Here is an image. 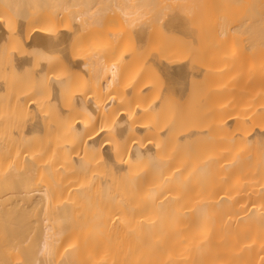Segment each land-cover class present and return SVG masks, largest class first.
I'll list each match as a JSON object with an SVG mask.
<instances>
[{
  "label": "bare ground",
  "instance_id": "1",
  "mask_svg": "<svg viewBox=\"0 0 264 264\" xmlns=\"http://www.w3.org/2000/svg\"><path fill=\"white\" fill-rule=\"evenodd\" d=\"M170 1H153L154 8L157 2L161 6L154 12L150 0H0V88H3L0 89V264H264V125H261L264 112H260L264 110V26L259 27L264 25V0H233L238 7L232 2L233 7H224V3L229 5L228 0L222 4V0H204L210 6L200 3L203 0H193L195 3L179 0L188 4L181 2L184 7L180 11V3ZM198 3L202 6L197 11L194 9ZM215 3L223 5V10L221 6L219 10L230 18L224 17V20L217 7L219 17L216 19L213 14L215 21H211L215 25L206 27L209 15L213 18L211 14L215 11L208 7L218 6ZM172 6L178 9L180 14H177H183L181 18L173 17L176 11L171 12ZM205 7L211 10L209 15L202 13ZM185 8L193 10L185 11L186 16L190 13L188 16L194 18L193 13L199 16L200 11L203 15H200L204 21L201 23L195 14L196 24H203L198 32L191 30L195 40L187 39L190 31L182 23L190 26L194 23L195 28L201 25L190 21L192 17L189 21L187 17L183 19L185 15L181 12ZM242 11L249 16L241 15ZM219 18L224 23L222 27ZM227 19H231L232 25L224 27L229 22ZM237 19L240 24L234 25L232 20ZM105 20L114 24L108 22L109 25ZM243 20L246 24L250 22L246 25ZM103 21L109 26L115 25L118 32L111 36L106 32L108 29L103 30ZM218 23L220 30L216 28ZM123 24L125 28H119ZM242 24L245 28L252 24L246 30L253 31L254 35L249 33L251 36L244 37L249 34L244 27L240 30ZM231 26L234 29L230 32ZM223 27L235 43H238L235 38L241 41V48L235 44L237 50L234 46L230 50L240 54L239 62L244 68L241 70L234 64L241 71L233 74L248 73L246 79L238 75V80L252 78V85L246 91L241 90L251 80L248 84L240 81L244 86L240 83L238 91L237 80L235 91L241 92L240 96L248 91L249 97H245L251 104V119L242 117L248 116L243 113L249 109L245 98L242 97L244 103L239 97L230 101L239 95L236 92L233 95V83L226 80V86L228 83L233 92L222 87L224 77L233 76L231 69L228 68L229 75L224 71L227 69L224 64L221 68L215 66L216 73L209 69L216 65L212 58L219 55H211L213 47L225 43L228 32L221 36ZM122 28H127L123 30L127 36H121ZM207 28L221 31L219 41L210 38L215 46L214 42H211L213 46L205 45L206 41L210 42L205 41V33L212 34L210 30L206 32ZM99 30L106 32V36L100 37L110 41L109 44L101 39L110 47L105 51L106 57L101 56L102 51L94 56L97 51L94 47L99 48V43L97 46L93 42L94 46L92 41L100 39ZM238 30H245V34L240 33L248 48L242 39L238 40L241 36ZM177 31L185 33L186 38ZM78 35L86 38L79 39L84 40L82 44L77 41ZM97 36L99 39H94ZM230 37L227 35V39ZM101 40L100 49H103ZM88 41L95 50L91 44L85 45ZM128 41L136 43L132 44L136 46L134 51L129 49L133 46L126 44ZM146 44L149 49H145ZM81 45L83 50L86 46L92 48L89 52L94 59L87 60L91 55L88 49L81 51ZM218 47L225 54L222 58L219 56L222 60L216 61L225 63L229 45L224 50ZM246 50L251 52L252 62L245 60L249 54ZM79 51L87 52L90 57L86 54L81 59ZM145 51L153 53L146 55ZM39 53H43V59ZM50 55L56 61H48ZM175 61L182 64L178 62L179 66H174ZM224 66L222 71L227 76L222 71L217 74ZM217 75L224 76L223 83ZM235 76L232 80L238 78ZM214 77L221 78L222 85ZM188 80L187 96L182 95L184 92L179 95L186 90L181 86ZM210 82L215 86L212 92L208 87H212ZM161 84L165 86L162 93ZM205 86L210 89L207 88L208 101ZM221 87L232 96L223 100ZM86 89L92 94L88 98L91 100L85 95L89 93ZM103 93L109 95L107 100ZM99 96L106 102L111 99L103 105ZM178 96L188 102L184 98L179 102ZM217 98L227 101L229 106L219 107L225 103L219 104L218 100L217 104L213 101ZM43 100L52 104L43 107ZM205 101L207 104L213 101L217 105L211 106H218L212 107L213 110L210 106L209 112L206 107L208 118ZM174 102L189 106L184 104L187 108L183 110L181 104L178 107ZM32 107L43 110L40 108L36 114L31 111ZM46 107L49 110H44ZM240 107L244 114L241 116ZM216 109L218 114L225 115L217 117L216 112L217 115L212 113ZM258 110L263 116L261 120ZM213 115L214 120L219 119L213 125L221 132H214L211 125L210 133H205L209 128L206 120ZM245 123L251 127V133L248 130L238 133L243 126L247 127ZM233 128L238 131L235 133ZM21 255L25 256L23 260L27 258L26 262Z\"/></svg>",
  "mask_w": 264,
  "mask_h": 264
},
{
  "label": "rangeland",
  "instance_id": "2",
  "mask_svg": "<svg viewBox=\"0 0 264 264\" xmlns=\"http://www.w3.org/2000/svg\"><path fill=\"white\" fill-rule=\"evenodd\" d=\"M93 1H94V0H93ZM150 1L153 3L152 5H153V8H154V7H155V6H154V3H156V2H153V1H157V0H153V1L150 0ZM169 1H170V0H169ZM185 1H186V0H185ZM185 1H184V2H185ZM188 1H189V0H188ZM191 1L193 2V0H191ZM195 1H197V0H195ZM200 1H201V0H200ZM200 1L198 0L197 2H200ZM207 1H209V0H207ZM207 1H204V0H203V1L200 2V3H202V4L204 3V4H205V2H206L205 5L210 6V5H209V2H207ZM212 1H213V2H218V0H217V1L212 0ZM212 1H210V2L212 3ZM234 1H235V0H234ZM158 2H160V1H158ZM158 2H157V4H158ZM170 2H171V3H174V2L177 3V2H178V3H180V5H181V2H182V1L179 2V0H178V1H177V0H175V1L172 0V1H170ZM184 2H182V3L185 4ZM222 2H223V0L220 1V4H222ZM224 2H225V1H224ZM226 2H227V1H226ZM231 2H232L233 4L236 3V2H233V0H228V3H227V4H229V5L225 6L226 3H224V7H228V6H229V7H233V4H232ZM144 3H145V1H144ZM171 3H170V5H171ZM178 3H177V4H178ZM193 3H195V2H193ZM207 3H208V4H207ZM211 3H210V4H211ZM157 4H155V5H156V8H158V6L160 5V3H159L158 5H157ZM167 4L169 5V3H167ZM186 4H187V3H186ZM186 4H185V5H186ZM191 4H192V3H191ZM198 4H199V3H198ZM212 4H213V6H214V3H212ZM217 4H218V6H216V7H214V8L211 6L212 8H211V7H210V8L208 7V9H211V10L214 9V10H215V8L218 7V9H216L217 12L220 11L221 9L223 10V8H222L223 5H220V6H221V9L219 10V7H220V6H219V3H215V5H217ZM152 5H151V6H152ZM165 5H166V4H165ZM170 5H169V6H170ZM174 5H175V4H174ZM180 5L178 6V7H179V8H178L179 11H180L181 8L184 7V5H181V7H180ZM194 5H195V4H193L192 6L194 7ZM196 5H197V4H196ZM196 5H195L196 8L194 7V8H195L194 10H196L198 6H200V7L202 6V5H200V4L197 5V6H196ZM235 5H236V4H235ZM176 6H177V5H176ZM186 6H188V4H187ZM192 6H191V7H192ZM236 6L238 7L239 5L237 4ZM160 7H161V6H159V9H160ZM172 7L175 8L174 6H172ZM172 7H170V8H172ZM189 7H190V6H189ZM189 7H187V8H189ZM191 7H190V9H193V8H191ZM203 7H204V5H203ZM206 7H207V6H206ZM206 7L204 8L205 10H206ZM156 8L153 9L154 12L159 10V9H156ZM170 8H168V11L171 10ZM173 8H172L171 12L173 11V12L175 13V11H176L177 8H175L174 10H173ZM198 8H199V7H198ZM239 8L241 9V6H240ZM155 9H156V10H155ZM169 9H170V10H169ZM178 9H177V10H178ZM204 9H203V12H202V13H203V14H204V13L207 14V12H208L207 15H209V13H210L211 10H208V11L206 10V12H205ZM226 9H228V8H226ZM229 9H230V8H229ZM237 9H238V8H237ZM237 9L234 8L233 10L237 11ZM188 10H189V9H188ZM199 10H201V8H200ZM216 10L214 11V13L211 14V16L213 17V16H214L213 14H215L216 19H218L219 14H221V16H223V15H222V14H223V11L221 10L222 13L219 12V14H218V13L216 14ZM241 10H242V9H241ZM168 11H167V12H168ZM182 11H184V12H181V13H184V15H185L186 8H185L184 10H182ZM197 11H198V9H197ZM197 11H196V12H197ZM239 11H240V10H239ZM186 12H193V10H192V11H186ZM200 12H201V11H200ZM200 12H199V14L202 15ZM224 12H225V14L227 13L226 10H224ZM230 12H231V10H229V13H230ZM165 13H166V11H165ZM169 13H170V12H169ZM177 13H179V12L176 11L175 14H172V13H170V14H172L173 17H174V16H178V15L180 14V13H179V14H177ZM231 13H233V12H231ZM235 13H236V12H235ZM242 13H244V11H242L240 14L242 15ZM156 14H157V12H156ZM166 14H168V13H166ZM170 14H169V15H170ZM187 14L189 15L190 13H187ZM193 14H194L193 16H194V18H195V14H196V16H197V13L194 12ZM199 14H198V15H199ZM205 14H204V15H205ZM233 14H234V13H233ZM240 14L238 13L239 16H240ZM244 14H245V13H244ZM172 15L169 16V17H171V19H174L175 17L172 18ZM181 15H183V14H181ZM181 15H179L178 18H181ZM188 15H187V16H186V15H185V16H182L183 19H184L185 17H187L186 19H187V21H189L190 18H191L192 16L189 17L191 14H190L189 16H188ZM200 15H199V16H200ZM217 15H218V16H217ZM230 15H231V14H230ZM234 15H235V14H234ZM234 15H233V16H234ZM246 15H248V14H245L244 16H246ZM199 16H197V18L200 19V20L198 19V20H199L198 22L203 23L204 21H203L202 17H201V16L199 17ZM202 16H203V15H202ZM233 16H231V19H232ZM236 16H237V14H236ZM239 16H238V17H239ZM244 16H243V17H244ZM248 16H249V15H248ZM166 17H167V16H166ZM224 17H226V16L224 15L223 18H224ZM227 17H228V16H227ZM227 17H226V18H227ZM234 17H235V16H234ZM234 17H233V18H234ZM238 17H237V18H238ZM241 17H242V16H241ZM167 18H168V17H167ZM176 18H177V17H176ZM176 18H175V19H176ZM194 18L192 17V19H191L190 21L195 22L196 20H195ZM197 18H196V19H197ZM209 18H210L211 20H210ZM209 18H208V23H210V24L207 23L206 27H212L211 25H215L214 22H213L214 24L211 23L212 19H213V21H215V20H214L215 18H214V17L211 18L210 15H209ZM220 18H222V17H220ZM220 18H219V22H220ZM228 18H230V17H228ZM231 19H230V20L227 19V22H228V21H229V22L226 23V26H224V27H227L228 24H231V23H230ZM235 19H236V18H235ZM235 19H234V20H235ZM239 19H240V17H239ZM239 19H237L236 21L232 20V22H235V23H236V24H234V25H238V24H240L239 22H237ZM247 19H248V18H247ZM168 20H170V19L168 18ZM209 20H210V22H209ZM224 20H225V18H224ZM241 20H242V18H241ZM105 21L107 22V20H105ZM110 21H111V20H110ZM110 21H108V22H109V23L114 22V21H111V22H110ZM179 21L181 22V21H183V20L180 19ZM187 21L185 20V22H186L187 24H189V22H187ZM222 21H223V20H222ZM106 22L103 21V22L101 23V24H102V28H103V30H107V29H108L109 31L107 30L106 32H108L109 34H111V36H112V33L116 34L115 32H118V30L116 29L115 25H114V26H113V25H112V26H109L110 24L107 22V24H109V25H107ZM196 22H197V21H196ZM196 22H195V25H197V24H198V26L201 25V27L199 26L200 28H195V27H193V24H194V23L191 24L192 26H190V25H186V24L184 25V21H183V23H182L183 25H182V26H184L185 29H186V27H187V29L190 31L189 33H188L187 30L185 31V33H186V32L188 33V34L186 33L188 36L184 33V34L188 37L187 39H189V37H191V39L193 38V36H191V32H194V31H191L192 29H195V31L197 30V32H198V29L200 30V29L202 28L203 24H201V23H200V24H199V23L196 24ZM206 22H207V21H206ZM241 22H242V23L245 22V24H246V21H245V20H243V21H241ZM249 22H250V21H248V23H249ZM216 23H217V20H216ZM222 23H223V22H222ZM222 23L220 22L221 27L224 25V23H223V25H222ZM248 23H247L246 25H248ZM251 23H252V21H251ZM103 24H104V27H107L106 29H104ZM112 24H114V23H112ZM118 24H120V22H119ZM118 24H117V27H118ZM151 24H153V23H150V25H151ZM218 24H219V23H218ZM218 24H217V25H218ZM220 24H219V26L216 25V26H217L216 28H219V30H220V28H221V27H220ZM208 25H210V26H208ZM231 25H232V24H231ZM242 25H243V24H242ZM249 25H250V24H249ZM251 25H252V24H251ZM251 25H250L249 28H251ZM100 26H101V25H100ZM123 26H124V28H125V25H124V24L121 25V26L119 25V28H120V27H123ZM152 26H153V25H152ZM180 26H181V25H180ZM189 26H190V27H189ZM244 26H245V25H243V26L240 25V26H239V27H240V30H241V28L244 27ZM262 26H264V25H260L259 27H262ZM90 27H93V26H90ZM108 27H109V28H108ZM110 27H113V28H110ZM114 27H115V29H116L117 31L114 30V32H112V31L110 32V30H111V29H114ZM153 27H154V26H153ZM191 27H192V28H191ZM204 27H205V25H204ZM204 27H203V28H204ZM206 27H205V28H206ZM213 27H214V26H213ZM224 27H223V29L221 30L222 32L219 31L218 29L215 30V28H213V29H214L216 32H215V31L213 32L211 28H207V29H206V32H208V31L210 30V31H212V34H213V33H214V34L217 33V35H214V34H213L212 37H209V36L212 35V34L209 35L208 33H205V34H206V35H205V41H206L207 39L210 41V42H208V41L205 42V45L207 44V47H208L209 44H210L211 46H213V45L215 46V41H216V39L218 40V37H220V34H221V36H222V33H223V35H225V33L228 32V33L226 34L225 38H224V37H221V38H224L223 42L227 43V41L229 42V40H230V41H233V39H232L233 37H232V36H231L232 38L230 37V33H229V31H230V30H233L234 28H232V26H231V29H229V28H230V27H229V28H228L229 31L226 29L227 31L225 30V33H224V31H223V30H224ZM98 28H99V27H98ZM98 28L96 29V27H95L94 29L98 30ZM124 28H122L121 30H119V32L122 31V35L120 34L122 37L127 36V35H125L126 32L123 33V30L126 31L127 28H126V29H124ZM180 28L182 29L183 27H180ZM244 28H245V27H244ZM244 28H242V30H243ZM249 28H247V26H246L245 30H246V29L249 30ZM90 29H91V28H90ZM90 29H89V30H90ZM152 29H153V28H151L150 31H151ZM154 29H155V28H154ZM166 29H169V28L166 27ZM178 29H179V27H178ZM178 29H177V30H178ZM181 29H180V30H181ZM89 30H88V31H89ZM92 30H93V29H92ZM96 30H94V33L97 32ZM103 30H99L100 32H98V35H99V38H100V39L98 38V36L94 38V39L97 38V39H99V40H93V38H92V40H93L92 43L95 42V41H96V44H95V45H97V44L99 43V44H98V45H99V48H98V47L96 48V46H95L94 43H93V45L95 46L94 48L97 50L96 53L94 52L95 55H94V53H93L94 56H96V54H99V55H100V52H101V51H102L101 54H103V55H101V56L104 57V55H105V57H106V55H108L105 51H108V50H109L110 47H107L106 45L109 46L110 41H107V40L105 39L106 37H105V38L103 37V39L101 38L102 35H104V34L106 33V32H104ZM245 30H244V31H240V32L243 33V32H245ZM88 31H87V32H88ZM128 31H129V30H128ZM152 31H153V30H152ZM182 31H183V29H182ZM182 31H179V32L177 31V32L181 34V33H183ZM210 31H209V33H210ZM250 31H251V30H250ZM250 31L247 32V30H246V32H247L248 34H249V33H253V35H254V32H253V31L250 32ZM87 32L84 31V33H87ZM90 32H91V31H90ZM101 32H103V33L100 35ZM197 32L195 33V36H194L195 38H196ZM219 32H221V33L219 34ZM230 32H231V31H230ZM238 32H239V30H238ZM240 32H239V33H240ZM246 32H245V33H246ZM88 33H89V32H88ZM108 33H107V35H109ZM128 33H129V32H128ZM130 33H131V32H130ZM151 33H152V32H151ZM241 33H240V35H241L240 37H241V38L239 37L238 40H239V39H242L243 34H245V33H243V34H241ZM81 34H82V33H81ZM81 34H79V35L81 36ZM117 34L119 35V33H117ZM131 34H132V33H131ZM131 34H129L130 37H131ZM175 34H176V33H175ZM175 34H174V35H175ZM180 34H179V35H180ZM184 34H181L180 36L182 37V36H184ZM189 34H190V36H189ZM218 34H219V36H218ZM233 34H234V33H233ZM233 34H232V35H233ZM79 35H78V36H79ZM83 35H84V34H83ZM86 35L89 36V34H86ZM123 35H124V36H123ZM132 35H133V34H132ZM179 35H178V36H179ZM208 35H209V36H208ZM227 35H229L230 39H227ZM80 36H79V38H78L77 41L80 42L79 44H82L81 41H84L86 38L84 39L85 36H82V38H80ZM88 36H86V37H88ZM91 36H92V35H90V38H91ZM95 36H96V33H95ZM100 36H101V37H100ZM104 36H106V35H104ZM176 36H177V35H176ZM180 36H179V37H180ZM186 36H184V37L186 38ZM238 36H239V34H238ZM246 36H251V35H250V34H249V35H245L244 37H246ZM93 37H94V36H93ZM108 37H110V35H109ZM108 37H107V39H108ZM132 37H133V36H132ZM132 37H131V41H133V40H132ZM213 37H214L215 41L212 40ZM234 37H235V36H234ZM253 37H254V36H253ZM253 37L251 38L252 40H253ZM111 38H112V37H111ZM111 38H110V39H111ZM210 38H212V39H210ZM79 39H84V40L79 41ZM101 39H102V40L105 39V41H106L107 43L109 42V44H107V43L104 41V42L106 43V44H105ZM125 39H126V38H125ZM179 39H180V38H179ZM182 39L184 40V38H182ZM225 39H227V40H225ZM244 39H245V38H244ZM244 39H242V44H243V42H244ZM246 39H248V37H247ZM249 39H250V38H249ZM88 40H89V38H88ZM100 40L102 41V42H101L102 45H103V44L105 45V47H103V46L101 45V46L103 47V49H100ZM108 40H109V39H108ZM111 40H112V39H111ZM180 40H181V39H180ZM185 40H186V39H185ZM193 40H195V39L193 38ZM219 40H220V39H219ZM219 40H218V41H219ZM234 40H235L236 42H238V43H235L234 41L232 42L233 44H232V43H231V44L228 43L227 45H229V47H228L229 49H226V50H228V52H227L226 55H225V56H228V57L226 58V59H227V60H226L227 63L232 62V65H230V64H231V63H230L229 66H227L228 64L226 63V61H224L225 59L223 60V62H225V63H222V62H221V63H218V62L216 61V60L219 61V59L222 58L221 55L223 56V55L225 54V53L223 54V51H222V53H221V50H220V48H219L218 46H220V47L222 46V49H223V48H227V45H225V43H224V45H223V43L220 44V45H219V43H218V45H216L215 47H213L214 49H216L217 47L219 48V49L217 48L216 51L211 47V48L213 49V52H211V55L215 56L216 54H219V55L216 56V58L219 57V56H220L221 58L219 57L218 59H216L215 57H213V58H212L213 65H214V64H216V65H214V67H213V66H209L210 68L208 67L210 70L213 69V70H211V71H213V72H214V70H215V73H216V70H217V69L215 68V66H217V68H218V67L221 68V66H223V64H224V65L226 66L227 69H228V68L231 69V72H232V75H233L232 77H230L231 75H230V76H227V75H229V74L231 73V72H230V69H228V70L225 69V70H224V71L227 73V75H226V73H224V71H222V70L225 68V66H224L222 69H220V70L218 69L219 71H217V74H218V72L222 71V72H223V75H224V76L226 75V76L228 77V78H226V77H224V76H222V75H217V76H221V78H222V77L225 78V79H224L225 82H224L223 78H222L223 81H221L222 83L224 82L223 84H225V85H222V83L220 82L221 78H219V77H214V78H215V79H216V78H219V81H218V79H217L215 84L217 85V81H218V84L220 83V84L222 85V87H226V88H229V89H230L231 86L228 87V85L230 84V81H231V84L233 83V86H234V84H235V87L232 86V88L234 89V92H233L232 89H230V90H231V92H233V95L236 94V93H238L239 95H238V96H237V95H236V96L234 95L233 100H231V99L229 98L230 101H232V102L236 100V99H235L236 97H239L240 99H239V98H237V99L241 101V98H242V97L246 99L245 95L248 96V94H247L248 91H247L246 94H244L243 96H242V95L240 96L241 92H238V91H240V89H239L238 87L241 86V85H243L242 83H245V82L247 83V82H249V81L251 80V81H250V82H251L250 84L247 83L248 86L245 84L246 86L243 85L245 88H244V87H241V88H242L241 90H244V89H245V91H246V87H249V85H252V78L249 79V78L247 77V79H248L249 81L245 80V79H246L245 76H247V75H245V74H248V73L245 72V71H248L246 68H245V71H244V69H243V71H244L245 73L240 72L242 76H240V75H239V72H238L239 77H241V78L244 77V78H245L244 80H243V79H242V81H241V80H238V79H240V78L238 77V75H236V76L238 77L237 79L234 78V79H233L234 81L232 80V78L235 76V75H234V74H235L234 71H237V70L241 71L242 68H244V66L242 67L241 62H239V60L241 59V58L239 57L240 54H238L237 51H236V54H238V55H236L235 53L233 54V52H234L233 50H234L235 48H236L235 50H237V47H235L236 45H237L239 48H241V47L239 46V45H241V44H240L241 41H237L236 38H235ZM90 41H91V40H90ZM187 41H188V40H187ZM189 41H190V43H191V40H189ZM221 41H222V39H221ZM221 41H220V42H221ZM180 42H181V41H180ZM184 42H186V41H184ZM184 42H183V45H186L187 43H189V42H186V44H184ZM207 42H208V43H207ZM211 42H214L213 45H212ZM250 42H251V40H250ZM84 43H85V42H84ZM87 43H89V41L86 42L85 45H87ZM92 43H89V44H91L90 47L93 48ZM130 43H131V42L128 41V43H126V44H128L129 46L132 45L133 43L136 44L135 42H132L131 44H130ZM244 43L247 45V46L245 45L246 48H248V44H247L246 42H244ZM248 43H249V41H248ZM126 44H125V46H126ZM216 44H217V42H216ZM235 44H236V45H235ZM250 44L252 45V42H251ZM85 45H84V47H85ZM98 45H97V46H98ZM146 45H147V44H146ZM210 45H209V46H210ZM230 45H232V47L234 46L235 48H234V47H233V48H230V47H231ZM132 46H133V45H132ZM132 46H131V47H132ZM190 46H191V44H189V47H190ZM223 46H224V47H223ZM245 46H244V47H245ZM80 47L82 48V45H81ZM126 47H127V46H126ZM135 47H136V46H135ZM135 47L133 46L132 48H129V49H132V50L134 51ZM146 47H148L147 49H149V45L145 46V49H146ZM150 47H152V45H151ZM189 47H188V49H189ZM242 47H243V46H242ZM85 48H86V50L88 49V50H87L88 52L90 51L89 49L92 50V48H87V46H86ZM94 48H93V49H94ZM239 48H238V51H239ZM249 48H250V47H249ZM83 49H84V48H82V50H81V49H80V50L83 51V52L86 51V50H83ZM95 49H94V50H95ZM98 49H99V50H98ZM105 49H106V50H105ZM124 49H125V47H123V50H124ZM127 49H128V48H127ZM129 49H128V50H129ZM145 49H144V50H145ZM190 49H191V48H190ZM230 49H233V50H232L233 52H232ZM132 50H131V51H132ZM144 50H143V51H144ZM185 50H186V49H185ZM191 50H192V49H191ZM218 50H219L220 52H218ZM223 50H224V49H223ZM226 50H225V51H226ZM229 50L231 51V52H230V55H231L232 57H234L233 59L235 60V62H234V60H232V57H229L230 55H227V54L229 53ZM240 50L242 51V49H240ZM243 50L245 51V48H243ZM135 51H136V50H135ZM150 51H153V50L150 49ZM150 51H148V53H153V52H150ZM210 51H211V49H210ZM225 51H224V52H225ZM244 51H243V53H245ZM247 51H248V50H246V52H247ZM250 51H251V50H250ZM83 52H82V53H83ZM98 52H99V53H98ZM103 52H105V54H104ZM109 52H111V51H109ZM122 52H123V51H122ZM122 52H120V54H122V56H123V53H124V52H123V53H122ZM126 52H127V50H126ZM129 52H130V51H129ZM145 52H146V51H145ZM145 52H144V53H145ZM127 53H128V52H127ZM127 53H125V54L127 55ZM148 53L146 52V55H148ZM187 53H188V50H187ZM212 53H214V54H212ZM231 53H232V54H231ZM248 53H249V51H248ZM250 53H251V52H250ZM250 53L247 54L248 56L245 57V58H246L245 60L248 59V60H251V62H252V57L249 58V57L251 56ZM79 54H81L80 51H79ZM86 54H88V53L86 52V53H84V54H81V59H84L82 56H83V55H86ZM89 54H90V52H89ZM89 54H88V57H90ZM120 54H118V55H120ZM125 54H124V55H125ZM128 54H129V53H128ZM185 54H186V53H185ZM185 54L183 53L182 55H185ZM36 55H37V54H36ZM38 55H40V57H41V56L43 55V53H41V54L39 53ZM90 55H91V54H90ZM109 55H110V53H109ZM122 56H121V57H122ZM186 56H187V55H186ZM186 56H184V57L181 56V57H182L183 59H184V58L186 59ZM237 56H238V58H237ZM38 57H39V56H37L36 58L39 59L40 57H39V58H38ZM42 57H44V56H42ZM42 57H41V58H42ZM53 57H55V56L52 55V58H51V55H50V58L48 57V58H49L48 61H50V59L52 60ZM84 57H86V56H84ZM107 57H109V56H107ZM110 57H111V56H110ZM110 57H109V59H110ZM117 57H118V56H117ZM119 57H120V56H119ZM56 58H57V56H56ZM182 58H180V60H182ZM229 58H230V59H229ZM235 58H236V59H235ZM42 59H43V58H42ZM86 59H87V58H86ZM90 59H94L92 55H91V57L88 58L87 60H90ZM205 59H206V58H205ZM228 59H229V61H228ZM40 60H41V59H40ZM107 60H108V59H107ZM111 60H112V58H111ZM214 60H215L217 63H216ZM221 60H222V59H221ZM221 60H220V61H221ZM236 60H237V61H236ZM248 60H247V61H248ZM42 61H43V60H42ZM54 61H56V59H53L52 62H54ZM43 62H44V61H43ZM43 62H42V63H43ZM46 62H47V61H46ZM50 62H51V61H50ZM175 62H176V63H174V66H176V65L179 66V64H177V63H178V62H180V64L185 63V60H184L183 62H182V61H175ZM181 62H182V63H181ZM210 63H211V62H210ZM243 63L245 64L246 61H245V62H242V64H243ZM219 64H220V66H219ZM234 64H237V65L239 66V68H241V70L238 69L237 66L234 65ZM244 64H243V65H244ZM247 64H249V63H247ZM247 64L245 65L246 67H247ZM250 64H251V63H250ZM208 65H210V64H208ZM208 65H207V66H208ZM211 65H212V63H211ZM233 65H234V66H233ZM240 65H241V66H240ZM205 66H206V60H205ZM248 66H250V65H248ZM211 67H212V68H211ZM231 67H232V68H231ZM233 67H235V68H237V69H235V68H233ZM251 67H252V66H251ZM251 67H249L250 70H252ZM205 68H207V67H205ZM249 68H248V69H249ZM257 69H258L259 71L262 70L260 67H258ZM206 70H207V69H206ZM77 72H78V71H77ZM229 72H230V73H229ZM248 72H249V71H248ZM257 72H258V71H256V73H257ZM78 73H79V72H78ZM205 73H206V72H205ZM215 73H214V74H215ZM228 73H229V74H228ZM233 73H234V74H233ZM242 73H243V74H242ZM250 73H251V71H250ZM250 73H249V74H250ZM263 73H264V68H263ZM29 74H30V73H29ZM31 74H32V73H31ZM55 74L58 75V73H55ZM55 74H54V75H55ZM73 74H76V73L74 72ZM80 74H81V73H80ZM80 74H79V75H80ZM220 74H221V73H220ZM59 75H60V74H59ZM59 75H58V76L55 75V76H56V77H59ZM77 75H78V74H77ZM77 75H76L75 77H78ZM211 75H212V74H211ZM211 75H210V76H211ZM243 75H244V76H243ZM258 75H259V74H258ZM258 75H257V76H258ZM80 76H82V75H80ZM212 76H214V75H212ZM215 76H216V75H215ZM236 76H235V77H236ZM29 77H30V75H29ZM86 77H88V76H85V79L88 81V78H86ZM205 77H207V79L209 78V76H207V74H205ZM229 77H230V78H229ZM250 77H251V76H250ZM258 77H259V76H258ZM78 78H79V77H78ZM214 78H213V79H214ZM85 79H84V80H85ZM209 79L211 80V77H210ZM228 79H229V84L227 83V86H226V82H228V81H226V80H228ZM86 80H85V81H86ZM156 80H157V79H156ZM205 80H206V78H205ZM235 80H236V81H235ZM237 80L239 81L238 86L236 85V83L238 82ZM79 81H80V80H79ZM212 81H213V80H211V82H212ZM240 81H241L242 83H241ZM257 81H258V78H257ZM259 81H260V80H259ZM155 82H156V81H155ZM205 82H209V80H208V81L206 80ZM211 82H210V83H211ZM213 82H215V81H213ZM234 82H236V83H234ZM157 83L160 84V81H157ZM185 83H186V84H187V83L190 84V83H189V80H188L187 82L185 81ZM210 83H209V84H210ZM240 83H241V85H240ZM84 84H85V83H84ZM158 84H157V85H158ZM183 84H184V83H183ZM186 84H184L185 86H181V87H183V88H186V90L180 92V91L177 89V90H178V91H177V94H179V92H180L179 95H181V94L184 92V94H182V95H183L184 97L187 96V94H188L187 92L189 91V89H188V88H189V85H188V84L186 85ZM205 84H206V83H205ZM211 84H212V83H211ZM155 85H156V83H155ZM155 85H154V87H155ZM213 85H214V83L211 85L212 87H210V86H208V84H206V86H208L211 90H210L208 87L205 86V88H206V90H207V91H205V93H207L209 90L212 92V88L215 87V86H213ZM187 86H188V87H187ZM236 86H237V88L239 89L238 91H237V90L235 91ZM157 87H158V89H155V90L158 92V90L161 88V89H160V93H162V92H163L162 87L164 88L165 86H164V84H161V87H160V85L157 86ZM159 87H160V88H159ZM219 87H220V85H218V89H219ZM222 87L220 88L221 91H223ZM251 87H252V86H251ZM251 87H250L249 90L252 91ZM207 88H208L209 90H208ZM216 88H217V87H216ZM0 89H3V88H0ZM164 89H165V88H164ZM187 89H188V91H187ZM213 89H214V88H213ZM247 89H248V88H247ZM86 90H87V89H86ZM86 90H85V91H86ZM88 90H89V91L91 90V93L93 94L92 89H89V88H88ZM88 90H87V92H89ZM1 91H3V90H1ZM161 91H162V92H161ZM186 91H187V92H186ZM228 91H229V90H228ZM245 91H243V93H244ZM175 92H176V91H175ZM223 92H224V93L220 92V94L222 93V94H223V97H225V98H223V100H226V96H229V97L232 96V94H231V95L228 94V93H231L230 91H229V92L223 91ZM235 92H236V93H235ZM209 93H210V92H209ZM215 93H218V92H215ZM215 93H214V94H215ZM243 93H242V94H243ZM89 94H90V92L87 93V94H85L86 97H87V99H88L89 97H92V94H90L91 96H90ZM118 94H121V93L118 92ZM177 94H176V95H177ZM210 94H211V93H210ZM214 94H213V95H214ZM226 94H227V95H226ZM87 95H88V96H87ZM94 95H96V94H94ZM94 95H93V98H96ZM101 95H102V94H101ZM101 95H100V96H101ZM103 95L105 96L106 94L103 93ZM207 95H208V93L205 95V100H206V101L210 100V99L206 98ZM249 95H250V91H249ZM96 96H97V95H96ZM100 96H99V97H100ZM104 96H103V97H104ZM112 96H113V95H112ZM183 96H181V97H182L181 99L184 98ZM42 97H44V96H42ZM97 97H98V96H97ZM105 97H106V98H105ZM105 97H104L105 100H107L108 97H109V95H108V97H107V96H105ZM208 97H209V96H208ZM212 97H213V96H212ZM214 97H218V95H217V96L214 95ZM221 97H222V95L219 96V98H221ZM248 97H249V96H248ZM250 97H251V96H250ZM174 98H175V97H174ZM176 98H177V97H176ZM210 98H211V95H210ZM219 98H217V100H213V101H215V102L218 101V100H220V101H219V104H223V103H225V104H223V105H219V107H221V106H222V107H223V106H225V107L229 106V104L227 105V103H226V102L229 100L228 97H227V101H226V102H224V101L221 102L222 99H219ZM231 98H232V97H231ZM243 98H242V100H243ZM47 99H48V98H47ZM47 99L45 98L44 100H47ZM97 99H98V98H97ZM100 99H101V97L99 98V100H100ZM110 99H111V98H109V100H110ZM177 99H178V100L180 99L179 96H178ZM181 99H180L179 102H182ZM184 99H186V98H184ZM184 99H183V100H184ZM207 99H208V100H207ZM213 99H214V98H213ZM250 99H251V98H250ZM41 100H42V99H41ZM44 100H43L44 103L41 101V105H42V103H43V107H44V106H47L46 104H49V105L52 104V102L50 103V101H49V102L47 101V103H46ZM49 100H50V99H49ZM88 100H91V98L88 99ZM103 100H104V99H101V101H102L101 104H103V105H104L105 103L109 102V100H108L107 102H106L105 100H104V102H103ZM173 100H174V99H173ZM178 100H176V102H177ZM186 100H187V99H186ZM211 100H212V98H211ZM238 100H237V101H238ZM247 100H248V99H246V101H247ZM94 101H95V99H94ZM101 101H100V102H101ZM206 101H205V102H206ZM213 101H211V102L209 101V104H207V102L205 103V115H206V112H207V108H208V112H209V111H210L209 108H210L211 104H215V102L212 103ZM237 101L235 102V103H236L235 105H237V103L240 102V101H238V102H237ZM246 101L243 100L242 102L244 103V102H246ZM250 101H251V100H250ZM185 102H186V101H185ZM185 102L182 103V104L180 103V104L182 105V109L184 108L183 110H185V108H187V107H185V106L183 107V105L185 104ZM187 102H188V100H187ZM228 102H229V101H228ZM232 102H231V103H232ZM242 102H241V103H242ZM174 103H175V102H174ZM177 103H178V102H177ZM177 103H175V106H178V107H179L180 104L178 105ZM216 103L218 104V102H216ZM229 103H230V102H229ZM231 103H230V104H231ZM217 104H215V105H217ZM233 104H234V103H233ZM185 105H186V104H185ZM242 105H243V104H240V106L243 108V111H244V107H243ZM247 105H249V109H248V107H247V108H246L247 111L245 110L246 112H243V113H244L245 115H248V116H247V117H246V116H242L243 119H251V115H252V113H251V114L249 113V110L251 111V108H250L251 104L248 103V101H247L246 106H247ZM186 106H189V105H186ZM208 106H209V107H208ZM238 106H239V105H238ZM244 106H245V105H244ZM49 107H50V106H49ZM49 107H48V108H49ZM51 107H52V105H51ZM206 107H207V108H206ZM212 107H214V109H215V108H218V106H213V105H212V106H211V109H212V110H213ZM241 107L239 108L240 110L242 109ZM40 108H41V111H42L43 108H42V107H40ZM40 108H39V110H40ZM48 108L46 107V108H44V110H45V109L49 110ZM180 108H181V106H180ZM223 108H224V107H223ZM52 109H53V107H52ZM182 109H180V110H182ZM262 109H263V108H262ZM262 109H260L261 111H260V110L257 111V113H259V115L261 116V117H259V119L263 117V116L260 114V112H262V113L264 112V110L262 111ZM32 110L35 111L36 114H37V111H39V110H36V108L34 109L33 107H32V109H31V111H32ZM212 110H211V111H212ZM216 110H217V111H216ZM216 110H215V111H212V113L214 112L213 114H216V113L218 112L219 109H216ZM240 110H239V111H240ZM259 111H260V112H259ZM35 112H33V113L35 114ZM215 112H216V113H215ZM247 112H248V113H247ZM38 113H39V112H38ZM210 113H211V112H210ZM241 113H242V110H241ZM243 113L240 114V116H241V115H244ZM217 114H218V113H217ZM217 114H216V115H217ZM221 114H223V113H221ZM221 114H220V112H219V114L217 115V117H218L219 115H221ZM223 115H225V113H224ZM223 115H222V117H223ZM249 115H250V116H249ZM263 115H264V114H263ZM206 116H207V115H206ZM208 116H209V115H208ZM208 116H207V118H208ZM214 116H215V115L212 116V119H213V120H212L211 118L208 119L209 122H210V120H211L210 123H209L208 120H206V118H205V120H206V122H207V123H206L207 125H206V124H205V125H206V127L209 126V128L207 127V128L205 129V130L207 131V132L205 131V133H210V131H209V130H210V126L213 125V123H215V125L217 124L216 121L219 120V119H218V118H217V119L215 118V120H214ZM215 117H216V116H215ZM222 117L219 116V118H222ZM224 117H225V116H224ZM249 117H250V118H249ZM257 117H258V116H257ZM257 117H256V118H257ZM263 119H264V117H263ZM260 120H261V119H260ZM260 120H259V121H260ZM212 121H213V122H212ZM220 121H221V120H220ZM246 121H247V120H246ZM248 121H249V122H248V123L246 122V123H247V124H250V120H248ZM208 123H209L210 125H209ZM219 123H220V122L218 121V127H219V125H220ZM246 123H245V125H246ZM258 124H260V123H258ZM233 125H234V124H233ZM261 125H264V123L262 124V121H261ZM246 126H247V125H246ZM213 127H214V125H213ZM213 127H211V128H213ZM234 127H235V125H234ZM247 127H248V129H246ZM247 127L244 129V126H243V127H242L243 130H241V131L238 132V133H242V131L246 133V132H247L246 130L250 131V132H247V133H251V129H250L251 127H250V126H247ZM216 128H217V126L214 127L215 130H214V129H212V130H214V132H217V131H216ZM207 129H208V130H207ZM233 129H234V128H233ZM233 129H232V130H233ZM218 130H220V128H219ZM234 130H235V129H234ZM244 130H245V131H244ZM229 131H230V129H229ZM236 131H238V130H235V133H236ZM212 132H213V131H212ZM220 132H221V131H220ZM220 132H217V133H220ZM233 132H234V131H233ZM229 133H231V132H229ZM260 158H262V157H260ZM258 159H259V157H258ZM22 249H23V248H22ZM24 249H25V248H24ZM19 250H20V248H19ZM26 250H27V249H26ZM27 252H28V250H27ZM19 253H20V252H19ZM24 253H25V252H24ZM24 253H23V254H24ZM21 254H22V253H21ZM25 254H26V253H25ZM17 255H18V254H17ZM19 256H20V254H19ZM23 256H24V255H23ZM23 256L21 255V258H22ZM17 257H18V256H17ZM24 257H25V256H24ZM26 259H27V258H24L25 262H26ZM19 260H20V258H19ZM22 260H23V258H22ZM22 260H20V262H21ZM24 260H23V261H24ZM20 262H19V263H20ZM17 263H18V262H17ZM21 263H22V262H21Z\"/></svg>",
  "mask_w": 264,
  "mask_h": 264
}]
</instances>
